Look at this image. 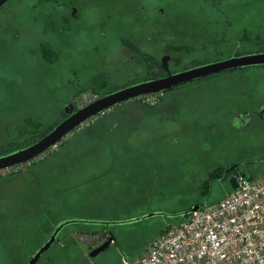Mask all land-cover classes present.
Returning <instances> with one entry per match:
<instances>
[{
	"label": "rangeland",
	"instance_id": "rangeland-1",
	"mask_svg": "<svg viewBox=\"0 0 264 264\" xmlns=\"http://www.w3.org/2000/svg\"><path fill=\"white\" fill-rule=\"evenodd\" d=\"M262 52L264 0H9L0 150L53 128L68 103L77 110L146 80L144 55H169L178 72ZM76 129L0 173V264H27L64 222L37 264L132 263L180 213L232 192L235 171L264 177V66L123 103ZM107 231L114 242L90 258Z\"/></svg>",
	"mask_w": 264,
	"mask_h": 264
},
{
	"label": "built area",
	"instance_id": "built-area-1",
	"mask_svg": "<svg viewBox=\"0 0 264 264\" xmlns=\"http://www.w3.org/2000/svg\"><path fill=\"white\" fill-rule=\"evenodd\" d=\"M136 260L123 264H264V177L237 175L223 200L160 233Z\"/></svg>",
	"mask_w": 264,
	"mask_h": 264
},
{
	"label": "water",
	"instance_id": "water-1",
	"mask_svg": "<svg viewBox=\"0 0 264 264\" xmlns=\"http://www.w3.org/2000/svg\"><path fill=\"white\" fill-rule=\"evenodd\" d=\"M8 1L9 0H0V8ZM75 12L76 10H73L72 15H75ZM169 60L170 56H164L161 60L162 68L167 73L166 77L164 78L140 82L124 87L122 89L108 93L102 97H99L88 105L77 110H75V107L72 103H68L63 109V113L66 116L65 119L57 124L40 140L25 148L0 156V171L19 166L35 158H38L51 148L60 144L82 124L123 103L149 95L157 96L169 92L175 87L219 73L235 69L264 66V52L233 56L225 60L203 64L175 74H171L168 70ZM235 168L236 166H233L228 170H233ZM228 170L225 171V173L228 172ZM201 208H203L202 205H194L189 211L185 212L184 214L191 215L199 211ZM152 215L144 218H148ZM131 221H139V219H134ZM70 223L71 222H64L57 226L47 242L34 253L27 264H37L41 256L45 254L46 251L56 243V237L59 232ZM123 223L126 222H122L121 224ZM100 224L108 226V224L105 222H100ZM113 242L114 237L110 234L109 238L104 243H102L100 246L89 253V257H97L100 253L107 250Z\"/></svg>",
	"mask_w": 264,
	"mask_h": 264
},
{
	"label": "trees",
	"instance_id": "trees-1",
	"mask_svg": "<svg viewBox=\"0 0 264 264\" xmlns=\"http://www.w3.org/2000/svg\"><path fill=\"white\" fill-rule=\"evenodd\" d=\"M136 82L137 81H134V82H130L129 84H127V85H125V86H123V87H121V88H124V87H127V86H130V85H133V84H136ZM116 90H118V89H116ZM111 93V92H110ZM108 94V93H107ZM106 95V94H105ZM104 96V95H103ZM140 99V98H139ZM139 99H136V100H132L131 102H137ZM119 106V105H118ZM114 108H116V107H114ZM113 109V108H112ZM65 117L66 116H63L62 117V119L61 120H63V119H65ZM61 122V121H60ZM60 122H58L57 124H59ZM84 125V124H83ZM56 126V125H55ZM54 126V127H55ZM53 127V128H54ZM53 128H50V129H47L42 135H40V136H38V137H35V138H32V139H29V140H27V141H25L23 144H20V145H14V146H10L9 148H6V149H2V150H0V156H3V155H6V154H8V153H11V152H14V151H16V150H19V149H22V148H25V147H27V146H29V145H31V144H33V143H35V142H37L40 138H42L43 136H45L48 132H50ZM83 129V128H82ZM82 129H80V131L82 130ZM76 130H79L78 128L76 129ZM80 131H76V134H73V132L71 133V135L70 136H68L67 138H69V137H71V136H74V135H77ZM67 138H65V139H67ZM64 139V140H65ZM63 140V141H64ZM61 144H64V142H61ZM50 154L51 153H49L44 159H43V161L44 160H47V157H49L50 156ZM42 161V162H43ZM232 170L230 169V170H228V172L225 174V176L229 173V172H231ZM233 171H235V170H233ZM235 176L234 177H236L237 175H241L240 173H238V172H236L235 171ZM213 178H215V177H213ZM213 181H215V180H213ZM231 183H232V187L234 188V186H235V180H234V178L232 177L231 178ZM208 189H207V193H208ZM206 193V194H207ZM198 205H201V203L200 204H198ZM203 207V206H202ZM192 208V207H191ZM190 208V209H191ZM190 209H188V210H185L184 212H182V213H180L179 214V218H178V221H177V223L175 224V225H178V224H180L181 222H183V221H185L186 219H188L189 218V214L187 215V214H184L185 212H187V211H189ZM134 219H136V218H131V219H126V221L127 222H130L131 220H134ZM132 222V221H131ZM115 223H118V224H120V223H122V222H119V220H116L115 221ZM171 227H173V225H167L160 233H162V232H164L165 230H167V229H169V228H171ZM107 234L108 235H110V232L109 231H107ZM56 244V243H55ZM130 261H132V259L130 260Z\"/></svg>",
	"mask_w": 264,
	"mask_h": 264
},
{
	"label": "flooded vegetation",
	"instance_id": "flooded-vegetation-1",
	"mask_svg": "<svg viewBox=\"0 0 264 264\" xmlns=\"http://www.w3.org/2000/svg\"><path fill=\"white\" fill-rule=\"evenodd\" d=\"M73 10H75L74 8H72V12H73ZM76 13V12H75ZM74 18H76V16L75 15H72ZM165 55H162L161 57H160V59L159 60H156V59H149L147 56H145L144 55V57H146V62L148 61L149 63V69H148V73H147V78H146V80H141V81H137L136 83H140V82H146V81H151V80H157V79H160V78H164V77H166V75H167V73L164 71V69L162 68V65H161V60H162V58L164 57ZM166 56H169V55H166ZM151 60V61H150ZM159 61H160V63H159ZM170 61H171V56H170V60H169V62H168V70H169V72L171 73V74H175V73H178V72H181V71H178V72H172L171 70H170V67H169V65H170ZM191 68H194V67H191ZM191 68H188V69H191ZM188 69H185V70H188ZM184 71V70H183ZM203 79H205V78H203ZM196 81H198V80H196ZM194 82V81H193ZM192 83V82H191ZM184 85H186V84H184ZM183 85V86H184ZM180 87H182V85L181 86H178V87H175V88H173L171 91H169V92H172V91H174L175 89H177V88H180ZM169 92H166V93H163V94H160L161 95V97L164 95V94H167V93H169ZM159 95V96H160ZM76 110V109H75ZM261 109H259V113H261V111H260ZM246 117V116H245ZM250 117H252V114H250ZM245 119V118H244ZM243 122H245V121H243Z\"/></svg>",
	"mask_w": 264,
	"mask_h": 264
}]
</instances>
